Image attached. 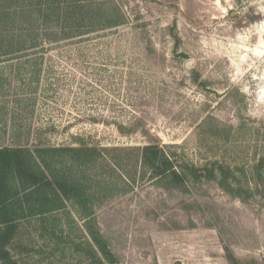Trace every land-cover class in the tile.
Segmentation results:
<instances>
[{
	"label": "rangeland",
	"instance_id": "374dc122",
	"mask_svg": "<svg viewBox=\"0 0 264 264\" xmlns=\"http://www.w3.org/2000/svg\"><path fill=\"white\" fill-rule=\"evenodd\" d=\"M121 2L127 19L114 30L52 44L37 61L0 60V144L157 142L179 162L188 192L145 179L97 211L118 264H227L224 245L264 264V204L242 203L190 168L213 158L197 141L199 116L264 121V0ZM117 124L136 129L121 134ZM214 152L241 166L244 180L264 140L246 136Z\"/></svg>",
	"mask_w": 264,
	"mask_h": 264
},
{
	"label": "trees",
	"instance_id": "16d2710c",
	"mask_svg": "<svg viewBox=\"0 0 264 264\" xmlns=\"http://www.w3.org/2000/svg\"><path fill=\"white\" fill-rule=\"evenodd\" d=\"M123 5L121 0H0V60L34 56L37 61L36 55L52 44L114 30L126 23ZM170 35L176 37L173 31ZM190 72L192 83L205 88L201 73ZM234 94L235 89L227 95ZM117 129L126 134L136 128L126 131L117 124ZM194 132L213 156L190 167L197 176L215 179L242 203L257 198L264 204V153L242 180L236 173L241 166L233 168L214 152L246 136L264 140V121L228 123L208 113L199 116ZM178 166L157 142L112 147L38 143L31 148L19 140L0 144V264H118L97 211L145 179L165 191L187 193V177ZM223 249L227 264H257L239 260L227 245Z\"/></svg>",
	"mask_w": 264,
	"mask_h": 264
}]
</instances>
